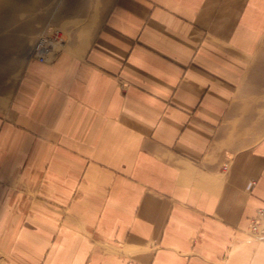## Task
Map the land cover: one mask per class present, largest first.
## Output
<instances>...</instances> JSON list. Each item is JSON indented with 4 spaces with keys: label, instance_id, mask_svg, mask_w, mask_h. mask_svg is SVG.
I'll use <instances>...</instances> for the list:
<instances>
[{
    "label": "crops",
    "instance_id": "obj_1",
    "mask_svg": "<svg viewBox=\"0 0 264 264\" xmlns=\"http://www.w3.org/2000/svg\"><path fill=\"white\" fill-rule=\"evenodd\" d=\"M263 38L264 0H109L32 44L0 75L2 264H264Z\"/></svg>",
    "mask_w": 264,
    "mask_h": 264
},
{
    "label": "rangeland",
    "instance_id": "obj_2",
    "mask_svg": "<svg viewBox=\"0 0 264 264\" xmlns=\"http://www.w3.org/2000/svg\"><path fill=\"white\" fill-rule=\"evenodd\" d=\"M108 1L0 0L2 79L9 78L10 74L14 78L20 73L27 50L40 35L57 29L66 43L71 33L80 32L86 23L98 18L104 12ZM61 48L62 45L57 47L58 52Z\"/></svg>",
    "mask_w": 264,
    "mask_h": 264
},
{
    "label": "built area",
    "instance_id": "obj_3",
    "mask_svg": "<svg viewBox=\"0 0 264 264\" xmlns=\"http://www.w3.org/2000/svg\"><path fill=\"white\" fill-rule=\"evenodd\" d=\"M64 41L59 30H53L48 34L40 35L29 50V55L41 63L55 59L58 54V46ZM249 231L260 238H264V210L259 211L257 217L250 221Z\"/></svg>",
    "mask_w": 264,
    "mask_h": 264
}]
</instances>
